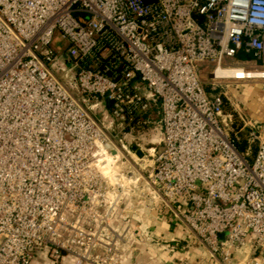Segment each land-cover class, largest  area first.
Masks as SVG:
<instances>
[{
    "label": "built area",
    "instance_id": "obj_1",
    "mask_svg": "<svg viewBox=\"0 0 264 264\" xmlns=\"http://www.w3.org/2000/svg\"><path fill=\"white\" fill-rule=\"evenodd\" d=\"M203 60L215 81H264V0H0V264H131L156 203L205 249L192 264H264V121L248 163ZM153 101L160 149L140 186L103 172L97 156L129 154L103 122L145 125Z\"/></svg>",
    "mask_w": 264,
    "mask_h": 264
},
{
    "label": "rangeland",
    "instance_id": "obj_2",
    "mask_svg": "<svg viewBox=\"0 0 264 264\" xmlns=\"http://www.w3.org/2000/svg\"><path fill=\"white\" fill-rule=\"evenodd\" d=\"M52 47L58 51L59 53L65 47L64 41H62L59 37V34L55 32L52 36ZM60 59L63 61H70L66 58L64 53H60ZM243 59H247L243 57ZM244 61V60H243ZM228 64H231L230 60H227ZM196 66L200 69V79L203 85H218L224 87V91L222 92V100H223V108L229 107L231 109V113L229 114H221L219 116V124L222 129L231 137L235 138V145L240 153L245 155L248 163H251L253 157L255 155L256 144L251 143L247 140V132L246 127H242L243 120L247 116L244 109H242L241 102L244 98V91L246 90L245 84L241 85L234 81H215L211 79L210 73L213 68V63L203 60L196 63ZM56 77L69 89L70 93L77 99H80L81 94L75 85L74 72H69L68 77L64 78L62 72L53 71ZM251 82H259V81H251ZM263 82V81H262ZM71 84V87L70 85ZM254 84V83H253ZM231 91L234 95H237L238 98L232 96ZM238 104V110L234 107V104ZM235 111V112H233ZM91 115L93 117H97L101 120L100 113L95 110L91 111ZM148 122L145 125L135 123L132 126H126V121L123 119H119L108 125L107 122H103L104 133L106 136L112 140L113 142H117L121 140L128 148L129 154L125 156V159L121 160H110L105 162L106 169L112 168L115 172L129 170L134 173L133 177L138 178V185L140 186V181L143 177H145L147 171L149 170V166L152 164L153 155H156L160 149V127H159V103L157 101H153L151 103L150 110L147 113ZM136 193H139L140 187L136 190ZM157 203L155 209H157ZM225 235V233H223ZM190 236L187 234V237ZM222 237V235H219ZM195 242L193 238L189 237L187 244V248ZM197 260H191L189 264L194 263ZM206 264V263H204Z\"/></svg>",
    "mask_w": 264,
    "mask_h": 264
},
{
    "label": "crops",
    "instance_id": "obj_3",
    "mask_svg": "<svg viewBox=\"0 0 264 264\" xmlns=\"http://www.w3.org/2000/svg\"><path fill=\"white\" fill-rule=\"evenodd\" d=\"M236 83L250 84L245 85L243 101H239L247 114L242 127H246L248 132L253 123L264 121V81ZM231 94L238 98L232 91ZM238 104H234L237 110ZM148 218L152 239L139 246L131 264H189L191 260L206 257L205 249L191 235L187 237L188 232L176 217L175 206L159 207L152 211ZM189 237L195 242L187 248L185 243ZM33 254L39 262L47 260L44 250L34 251ZM210 264L213 262L211 261Z\"/></svg>",
    "mask_w": 264,
    "mask_h": 264
},
{
    "label": "trees",
    "instance_id": "obj_4",
    "mask_svg": "<svg viewBox=\"0 0 264 264\" xmlns=\"http://www.w3.org/2000/svg\"><path fill=\"white\" fill-rule=\"evenodd\" d=\"M203 87H204V92L208 97L219 96L222 99V96H223L222 92L224 91V87L218 86V85H206V84L203 85ZM233 112H235V111H233ZM222 113L225 115L231 113V109L229 107L223 108V100H222V112H221V114ZM230 138L232 139V141L234 143V141H235L234 136H231ZM234 145H235V143H234ZM235 147H236V145H235Z\"/></svg>",
    "mask_w": 264,
    "mask_h": 264
},
{
    "label": "bare ground",
    "instance_id": "obj_5",
    "mask_svg": "<svg viewBox=\"0 0 264 264\" xmlns=\"http://www.w3.org/2000/svg\"><path fill=\"white\" fill-rule=\"evenodd\" d=\"M114 157L113 156H110L109 154H100L99 156H97V160L99 162L98 164V167L103 171V172H106V171H112V168L110 169H106V166L108 165H105V162L110 161V160H113Z\"/></svg>",
    "mask_w": 264,
    "mask_h": 264
}]
</instances>
